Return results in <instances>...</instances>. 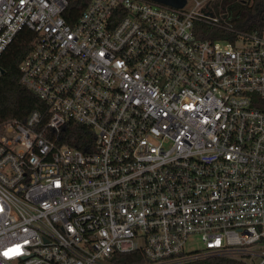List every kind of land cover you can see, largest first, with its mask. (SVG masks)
<instances>
[{
	"label": "built area",
	"instance_id": "1",
	"mask_svg": "<svg viewBox=\"0 0 264 264\" xmlns=\"http://www.w3.org/2000/svg\"><path fill=\"white\" fill-rule=\"evenodd\" d=\"M188 1L0 0L46 106L0 126V264H264V30Z\"/></svg>",
	"mask_w": 264,
	"mask_h": 264
},
{
	"label": "trees",
	"instance_id": "2",
	"mask_svg": "<svg viewBox=\"0 0 264 264\" xmlns=\"http://www.w3.org/2000/svg\"><path fill=\"white\" fill-rule=\"evenodd\" d=\"M91 1L68 0L69 5L64 13L67 22L75 23ZM223 7L230 10V19L237 29L247 32L264 30V0L235 1ZM38 40L37 34L23 29L0 58V68L4 71L0 76V126L11 120L24 122L32 112L46 110L45 104L20 82V65L33 51ZM63 136L65 143L80 149L93 133L86 127L69 123ZM126 258L123 262H134L130 256Z\"/></svg>",
	"mask_w": 264,
	"mask_h": 264
},
{
	"label": "rangeland",
	"instance_id": "3",
	"mask_svg": "<svg viewBox=\"0 0 264 264\" xmlns=\"http://www.w3.org/2000/svg\"><path fill=\"white\" fill-rule=\"evenodd\" d=\"M199 1H203L204 4H209L216 13H219L221 11L226 10L225 12L227 13V15L229 16V18H231V13L230 10L228 8H224L223 6L226 4H230L233 3L235 1H242V0H199ZM216 5H218V7H216ZM195 6V1L194 0H189L188 1V8H193Z\"/></svg>",
	"mask_w": 264,
	"mask_h": 264
},
{
	"label": "water",
	"instance_id": "4",
	"mask_svg": "<svg viewBox=\"0 0 264 264\" xmlns=\"http://www.w3.org/2000/svg\"><path fill=\"white\" fill-rule=\"evenodd\" d=\"M150 1L179 9L184 8L187 4V0H150ZM2 74H4L3 70H2Z\"/></svg>",
	"mask_w": 264,
	"mask_h": 264
},
{
	"label": "flooded vegetation",
	"instance_id": "5",
	"mask_svg": "<svg viewBox=\"0 0 264 264\" xmlns=\"http://www.w3.org/2000/svg\"><path fill=\"white\" fill-rule=\"evenodd\" d=\"M229 1H232V0H229Z\"/></svg>",
	"mask_w": 264,
	"mask_h": 264
}]
</instances>
